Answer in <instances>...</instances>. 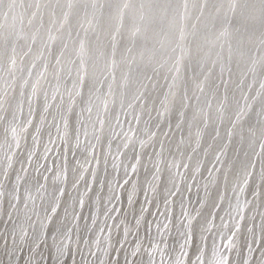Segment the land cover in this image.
I'll return each mask as SVG.
<instances>
[{
	"label": "snow or ice",
	"instance_id": "snow-or-ice-1",
	"mask_svg": "<svg viewBox=\"0 0 264 264\" xmlns=\"http://www.w3.org/2000/svg\"><path fill=\"white\" fill-rule=\"evenodd\" d=\"M0 133L4 264H264V0H0Z\"/></svg>",
	"mask_w": 264,
	"mask_h": 264
},
{
	"label": "bare ground",
	"instance_id": "bare-ground-1",
	"mask_svg": "<svg viewBox=\"0 0 264 264\" xmlns=\"http://www.w3.org/2000/svg\"><path fill=\"white\" fill-rule=\"evenodd\" d=\"M221 27L222 26L218 23L217 24V29H220ZM235 79H236V76L234 75L233 76V85H232V87H234ZM209 132L211 133V129L209 130ZM221 134L223 135V129H221ZM178 135H179V133H177V136ZM207 139H209V141H210V136ZM2 140H3V135H2V133H0V142H2ZM243 150H246V149H242L240 144L238 142H236L234 144V148L229 150V157L232 158V159H235L237 153H239L242 156L243 155ZM70 159H71V157H70ZM59 163H60V161L57 160V165H59ZM93 187L95 189L96 186L94 185ZM194 192H195V189H193V195H194ZM141 199H142V197H141ZM124 207H127L126 203H125ZM7 211H8V205H7V203H5L3 205V209L0 210V233L4 232V229H5L6 226L9 229L11 228V225L8 223V219H7V215H6ZM84 215L88 216L87 209H85ZM149 218L151 219V217H149ZM7 239L9 241V243H10V236L7 237ZM129 239H131V237ZM4 243H5V236L0 235V264H4V248H3L4 247ZM45 251H46V249H45ZM77 259H79V257H77Z\"/></svg>",
	"mask_w": 264,
	"mask_h": 264
}]
</instances>
